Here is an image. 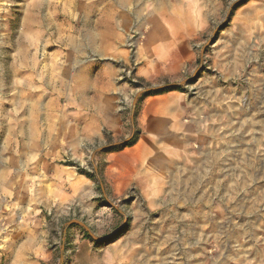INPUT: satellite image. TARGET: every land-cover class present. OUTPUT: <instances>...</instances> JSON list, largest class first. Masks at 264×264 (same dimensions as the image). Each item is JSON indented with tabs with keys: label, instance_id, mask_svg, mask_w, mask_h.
<instances>
[{
	"label": "rangeland",
	"instance_id": "rangeland-1",
	"mask_svg": "<svg viewBox=\"0 0 264 264\" xmlns=\"http://www.w3.org/2000/svg\"><path fill=\"white\" fill-rule=\"evenodd\" d=\"M128 1L120 8L111 0H0V264L20 257L65 264L76 249L73 229L105 250L124 246L132 230H141L143 239L126 247L133 264H264V0ZM161 9L173 17L197 14L190 61L179 72L154 83L135 76L145 24L126 34L118 27L128 64L118 51L102 61L119 67V83L139 89L174 84L183 97L182 129L175 135L189 148L153 178L162 192L157 209L133 212L131 206L142 203L137 187L112 194L102 153L91 159L94 150L116 142L110 132L83 144L81 155L66 147H30L24 138L31 104L41 110L37 94L50 92L51 80L55 89L61 86L55 79L63 52L56 49L72 36L87 43L83 34L93 31L89 24L98 15L114 11L125 20ZM84 57L94 59L87 51ZM133 97L119 108L123 126L137 135ZM71 220L93 236L67 226Z\"/></svg>",
	"mask_w": 264,
	"mask_h": 264
},
{
	"label": "crops",
	"instance_id": "crops-1",
	"mask_svg": "<svg viewBox=\"0 0 264 264\" xmlns=\"http://www.w3.org/2000/svg\"><path fill=\"white\" fill-rule=\"evenodd\" d=\"M111 2L122 8L125 6L123 4L129 1ZM138 12L127 14L129 18H124L125 20H122L123 17L118 18L114 11L104 14L105 16L98 15L89 24L90 30L93 31L83 34L87 43L83 44L82 39L76 40L72 36L61 48L56 49L63 52L62 59L59 60L61 71H57L55 79L57 83L61 82V86L55 89L51 80L52 82L46 83V89L50 92L42 90L37 94L35 104L41 107V110L33 111L34 104H31L27 129L29 135L24 139L25 145L30 147H66L67 150L81 155L79 149L83 144L100 142L103 140V133L110 132L116 140L113 144L118 145L101 152L102 158L99 159L104 162L103 175L111 193L125 194L126 190L134 185L139 191L142 203L135 206L133 204L131 210L147 212L157 209L161 203V188H158L153 180L159 178V174L161 175L168 165H174L182 158L184 147L189 148L186 140L175 135V132L182 129L178 124V115L182 109L183 97L179 90L157 95H141L134 116L137 135L130 145H126L133 136V129L128 133L123 126L119 105L127 103L129 98L134 96L133 91L142 89L119 83V67L104 64L102 61L110 58V51H118V57H121L123 64H128L127 55L123 51L124 41L119 38L118 27L121 28L122 34H126L132 26L141 31V25L145 24L148 29L135 56V76L146 83L170 77L190 61L188 39L197 33L198 21L197 14L188 11L176 12L174 17L165 14L164 9L158 10L152 16H142ZM132 17L138 19L137 26L132 23ZM128 19L131 23H128ZM30 23H33V20ZM83 51L90 52L94 59H81ZM53 72V69L49 70L47 80L53 78ZM32 87L39 90L37 85ZM53 106H56V111ZM43 129L44 136L41 132V135L38 134ZM124 141L126 142L122 143ZM72 234L76 237L71 238V244L76 249L65 264H133L130 262L133 258L129 256L127 244L143 239L141 230H132L130 237L124 241L126 245L115 244L105 250L84 238L83 233L73 229ZM31 242L36 243V238L33 237ZM11 264L31 263L20 257L14 259Z\"/></svg>",
	"mask_w": 264,
	"mask_h": 264
},
{
	"label": "water",
	"instance_id": "water-1",
	"mask_svg": "<svg viewBox=\"0 0 264 264\" xmlns=\"http://www.w3.org/2000/svg\"><path fill=\"white\" fill-rule=\"evenodd\" d=\"M176 85L174 84H168V85H162V86H151V87H148V88H144L142 90H139L133 97L132 99V103H131V108H132V112L134 111L135 109V106L137 104V101L138 99L140 98L141 95L143 94H148V93H151V92H154V91H157V90H161V89H167V88H172V87H175ZM127 141V140H126ZM126 141L122 142V143H125ZM118 144H111V145H108V146H103V147H100V148H97L96 150H94V152L92 153V156H91V159H93L95 157V155L97 153H101V152H104L106 150H109L111 148H113L114 146H116ZM71 224H77L79 226H81L86 232H88L90 234V236H93L90 231H89V228L82 222L78 221V220H71L69 222H67V226L71 225Z\"/></svg>",
	"mask_w": 264,
	"mask_h": 264
},
{
	"label": "trees",
	"instance_id": "trees-1",
	"mask_svg": "<svg viewBox=\"0 0 264 264\" xmlns=\"http://www.w3.org/2000/svg\"><path fill=\"white\" fill-rule=\"evenodd\" d=\"M173 90H177V88L172 87V88L157 90V91L151 92L150 95L163 94V93H167V92L173 91ZM134 138H135V135H133L132 138L126 142V145H130V142H132L134 140Z\"/></svg>",
	"mask_w": 264,
	"mask_h": 264
}]
</instances>
